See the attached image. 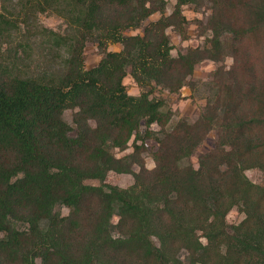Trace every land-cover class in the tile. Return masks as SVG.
<instances>
[{
    "label": "trees",
    "instance_id": "16d2710c",
    "mask_svg": "<svg viewBox=\"0 0 264 264\" xmlns=\"http://www.w3.org/2000/svg\"><path fill=\"white\" fill-rule=\"evenodd\" d=\"M187 5L210 9L197 21L208 36L175 55L169 29L188 37ZM168 8L0 0V264H264V0ZM88 43L102 56L92 68ZM205 60L216 64L210 79H195ZM200 83L211 97L195 118L157 94ZM212 131L213 148L199 151ZM111 172L134 181L111 184Z\"/></svg>",
    "mask_w": 264,
    "mask_h": 264
},
{
    "label": "rangeland",
    "instance_id": "374dc122",
    "mask_svg": "<svg viewBox=\"0 0 264 264\" xmlns=\"http://www.w3.org/2000/svg\"><path fill=\"white\" fill-rule=\"evenodd\" d=\"M168 1H169V8L167 10V13H170L172 11L173 5L176 3V0H168ZM184 13L190 21L188 25L189 29L187 32L188 37L186 39H182L181 36L174 29L172 28L169 29V33L172 35V41L174 45L176 46V49H174L172 52L175 55L177 54L178 51H185L187 47H190V46L195 47L198 45H203V43L206 40V36H208V34L202 35L200 33L201 31H203V28L197 22L198 20H203V21L207 20L210 14V9L208 7L204 6L202 10L196 11L192 6L187 5L184 7ZM159 17H160V14L155 13L149 18V20H156ZM40 19L44 25L52 27L56 30L62 29L65 26L63 25V21L56 16H48V15L42 14ZM136 32H142V30H134V31H131L130 33H136ZM121 48H122V45L119 43L109 45L110 50H120ZM85 53H86V67L87 68H92L96 66L102 57L101 54H99L98 52L97 45L94 43L87 44L85 48ZM231 62H232V58H228L227 64H231ZM215 67H216V64L213 61L205 60L196 66L193 77L195 79L207 81L210 79L211 72L214 70ZM124 83L126 84L129 93L131 94L140 93V89L131 75H128L124 79ZM157 94H163L167 96L170 100L171 106L173 107L174 110L177 111V113L180 116H189L191 118H195L203 111V109L206 106V103L211 97L208 89L205 88V86H203L202 83H200L198 87L195 88V90L191 89L188 86L184 87L181 90L180 94L169 93L166 89H162L159 86ZM72 116H73L72 110H67L65 112V118L68 121L72 122ZM178 116L174 118V121L178 118ZM92 124L94 125V123ZM153 127L155 129H159V126L157 124H154ZM214 140H215V133L212 131L208 135L206 140L203 142L199 151L205 152L213 148ZM148 144L152 146V145H155L156 142L154 140H149ZM129 151H131V148L125 152H122V153L119 152L118 155H122ZM192 161L196 166L198 165L197 157H193ZM147 165L149 167L154 166V160L151 157L147 158ZM246 173L252 181L257 182V183L261 182L262 172L260 170L250 169V170H247ZM106 181L111 184H116L122 187H126L133 183L134 178L131 174H118L115 172H111L108 175ZM90 182L96 183L97 181H90ZM61 211L64 214L68 213V209L66 207H63ZM243 218H244V214L239 212L237 208H234L228 214V220L233 223H237L241 221Z\"/></svg>",
    "mask_w": 264,
    "mask_h": 264
}]
</instances>
